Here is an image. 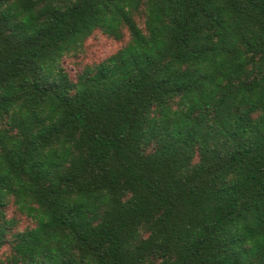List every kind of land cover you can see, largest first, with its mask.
Returning <instances> with one entry per match:
<instances>
[{"label":"trees","instance_id":"obj_1","mask_svg":"<svg viewBox=\"0 0 264 264\" xmlns=\"http://www.w3.org/2000/svg\"><path fill=\"white\" fill-rule=\"evenodd\" d=\"M95 32L121 45L72 78ZM4 245L0 264H264V0H0Z\"/></svg>","mask_w":264,"mask_h":264},{"label":"rangeland","instance_id":"obj_2","mask_svg":"<svg viewBox=\"0 0 264 264\" xmlns=\"http://www.w3.org/2000/svg\"><path fill=\"white\" fill-rule=\"evenodd\" d=\"M120 45L121 42L112 40L100 32H95L86 40L84 51L82 53L63 57L62 64L68 74L74 78L85 64L101 61L113 53ZM7 214L9 217L12 216L17 219L18 222L15 230H23L33 225V220L25 214L17 211L12 204L8 205ZM7 246L8 245H4L0 249V258H3L7 253Z\"/></svg>","mask_w":264,"mask_h":264},{"label":"clouds","instance_id":"obj_3","mask_svg":"<svg viewBox=\"0 0 264 264\" xmlns=\"http://www.w3.org/2000/svg\"><path fill=\"white\" fill-rule=\"evenodd\" d=\"M249 242H251V240Z\"/></svg>","mask_w":264,"mask_h":264}]
</instances>
